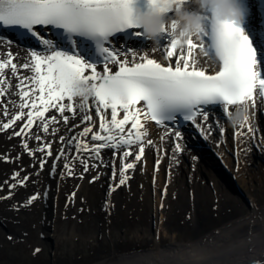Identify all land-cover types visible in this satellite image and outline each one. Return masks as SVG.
Listing matches in <instances>:
<instances>
[{
	"label": "snow or ice",
	"instance_id": "6c2138e0",
	"mask_svg": "<svg viewBox=\"0 0 264 264\" xmlns=\"http://www.w3.org/2000/svg\"><path fill=\"white\" fill-rule=\"evenodd\" d=\"M151 2L148 0V7ZM180 2L188 5L190 0ZM134 3L135 0H0V28L21 30L22 34L30 35L42 46H47L43 52L28 50L29 55L22 63L14 62L17 55L10 50H5L3 58H0V77L10 69L11 75L18 80L21 101L20 113L11 116L0 127L7 130L17 121H24L19 130L13 132L15 136H22L25 129H31L34 120L39 119L43 131L48 132L49 124L56 122L57 116L53 114L46 119L45 113L50 108L55 109L67 124L69 117L65 112L78 115L72 102L79 98V111L85 112L91 100L94 115L99 119L97 131H93V114L84 115L80 121L81 124L88 122L80 136L92 144L90 158L97 160L101 159L102 149L118 150L137 145L139 151L134 160L140 161L145 148L141 142L145 127L142 121H153L156 126L164 127L165 135L173 138V151L180 152L179 141L183 137L175 126L183 121L201 128L209 120V106H221V118L227 116L229 119L232 118L230 107L235 112L243 109L239 128H247V132L236 131L235 136L251 135L255 138L256 129L249 123L248 110L250 106L255 110L257 98L264 101V20L257 31L247 20L239 23L218 21L209 10L203 17L204 28L198 36L186 38L179 47L174 38L173 21L161 32L169 34L170 43L161 47L157 42L166 61L161 63L146 54L137 57L130 48H118L111 39L128 29H142L135 23ZM163 3L166 4L167 0ZM161 12L171 14L168 18L172 19V12L166 8H161ZM53 30H63L68 48H61L45 35ZM134 35L142 36L144 32L138 31ZM80 37H88L95 42L99 59L85 51ZM3 43L10 46L13 42L7 38L0 39V44ZM197 49L207 58V67L198 66L194 57ZM98 66H101L99 70ZM21 70H28L31 75L22 76ZM5 83L6 79H0V84ZM4 94V89L0 88V96ZM4 115H9L6 106ZM219 130L223 134L224 128ZM40 139L36 135V140ZM60 139L64 140L63 137ZM73 139L76 138L67 143L71 144ZM88 143H77L75 149H87ZM146 143L152 145L153 141L149 139ZM23 147L28 149L27 142ZM39 150L43 151L42 148ZM29 154L33 155L31 151ZM46 154L52 155L50 151ZM131 155V151L122 152V158ZM54 159L59 160L60 157ZM80 162L84 165L83 171L88 172L87 161ZM44 165L45 161L41 159V170ZM158 165L159 160L156 161L157 170ZM55 167L53 164V172ZM64 168L68 175L73 174L68 163ZM134 168V162L123 163L118 176L113 171V179L118 182L110 190L115 191L125 185L129 179L126 171ZM17 177L19 173H14L13 180ZM28 179L25 175L18 183L23 185ZM96 179L98 176L90 182ZM9 187L15 188L16 184ZM166 192L167 185L162 196ZM8 195L10 197L11 192ZM71 196L75 197V192ZM38 198V193L32 195L28 204ZM160 207L163 208V203ZM254 264H264V261H255Z\"/></svg>",
	"mask_w": 264,
	"mask_h": 264
},
{
	"label": "rangeland",
	"instance_id": "374dc122",
	"mask_svg": "<svg viewBox=\"0 0 264 264\" xmlns=\"http://www.w3.org/2000/svg\"><path fill=\"white\" fill-rule=\"evenodd\" d=\"M10 46L2 47L0 58L5 50H16L13 44ZM10 75V69H6L0 79ZM0 88L6 87L0 84ZM17 98L4 101V96H0V126L20 113L21 101L18 95ZM5 106L8 116L4 115ZM261 113L258 119L263 120V137L247 142L252 148L251 154L243 153L242 161L232 157L230 162L228 149L222 150L227 157L223 159L224 165L244 179V183L238 181L235 185L221 170L219 160H211L209 165L198 159L196 155L201 153L200 145L204 143L199 136H194V141L185 138L184 145L190 150L183 159L185 168L200 162L203 175H208L207 170L211 169L222 195L214 193L211 187L205 192L198 184H192L189 173H181L183 182L179 183L166 172L164 181L172 186L167 185L166 195L162 196L164 189L153 183L144 164L135 174L126 171L129 189L110 196L108 190L99 188L97 179L90 182L97 172L93 165L99 164L110 173L115 170L109 163L90 158V152L79 153L75 149L63 158L60 137L53 132H39V141L36 136L32 139L15 136L13 132L24 121H17L7 130L0 127V264H127L124 258L130 255L151 251L157 246L164 250L190 245L220 229L233 228L250 216L255 202L264 204V109ZM80 130L77 127L73 133L77 135ZM212 133L217 140L219 135ZM24 142L28 149L23 147ZM49 151L51 156L46 154ZM56 156L60 159H54ZM41 159L45 161L42 170ZM81 160L87 161L88 172L83 171ZM65 163L72 169V175H68ZM14 173H19L16 180H13ZM25 175L28 181L19 184ZM107 176L112 180V174ZM195 179L200 182L203 177ZM13 183L16 187L10 188ZM73 192L75 197L71 196ZM37 193L39 198L28 204L29 198ZM37 248L39 252L35 251Z\"/></svg>",
	"mask_w": 264,
	"mask_h": 264
},
{
	"label": "bare ground",
	"instance_id": "6f19581e",
	"mask_svg": "<svg viewBox=\"0 0 264 264\" xmlns=\"http://www.w3.org/2000/svg\"><path fill=\"white\" fill-rule=\"evenodd\" d=\"M253 12H255V10H253ZM250 24L253 28L256 27L253 21H251ZM61 31L53 30L52 32L46 33L45 35L48 38L52 39L54 44L58 43L61 48H68L69 43L63 38ZM2 36L3 38L11 40L13 42V46H15L16 50L19 51L15 52L16 50L13 51L12 49H10L12 53L17 55V63H22L25 61L26 57H28L29 55L28 50L36 49L43 52L44 49L47 48V46H42L35 40V38L31 37L30 35L22 34L21 30L18 29L0 28V37ZM80 42L84 46L85 51L89 52L90 48L88 47V44L86 42ZM162 43H160V46L166 47L170 42H165L163 44ZM8 46L9 45L7 43L0 44V50L2 49V47L6 49L8 48ZM135 52L137 57L146 54L149 58L156 59L158 62H166L164 59V53L162 52V50H160L159 47L156 50L143 49L142 51ZM194 57L198 61V66H208L205 63L207 58L200 54L198 49L195 50ZM129 59H131V55H129ZM99 67L101 66H98V70ZM21 73L28 76L31 75L28 70H21ZM10 76L5 77L7 83L4 84L6 87L4 89V101H12L17 98V95L19 97L20 89L17 87L18 80L16 77ZM64 102L67 103L66 100ZM72 103L78 115L74 116L72 112L66 111L65 115L69 117V121L67 124H65L63 116L55 109L50 108L49 112L45 113L46 119L50 118L53 114L57 116V121L49 124L48 132H53L54 135H57V138H64L63 141L59 138L61 156L63 158L67 157L68 153L71 152V150L75 149V145L77 143H88L86 138L80 136L83 127L88 123H80L84 115L93 114V119L95 121L93 131H97L99 125V119L94 115V109L92 108L91 100L88 101V109L85 112L79 111V98H75ZM229 109L233 115L235 113L234 108L230 107ZM263 109L264 101L258 100L257 98L255 110H253L251 106L248 110L249 123L252 124L257 132L255 138H252L251 135H249L248 137H245L243 135L239 137L235 136L236 131L247 132V128L240 129L239 124L234 125L231 122V119H228L227 116L221 118L222 107L218 106L215 111L209 113V120L204 126L198 128L196 125L190 123L189 133H181L183 138L179 141L182 148V151L180 152L173 151V138L171 136L165 135L166 129L164 127L156 126L155 122L153 121H142V123L145 124V127L144 129H142L144 135L141 138V142L144 143L145 148L144 154L140 161L134 160L135 155L139 151L137 145H132L130 148L122 147L118 150L102 149L100 152L101 160L102 163L107 162L112 167H114V170L117 174L119 173L120 167L123 162L135 163L134 169L127 170L133 174H135L137 168H142V165L146 164L148 166L146 169L147 173H150L152 175L153 183L156 184V186L160 189H164L165 185L172 186V184H166L164 181L163 175L166 174V172L168 173V176H171L172 179L174 178L176 180L175 182L179 183L183 182V180L180 179V175L189 173L190 178L192 179V184H198L200 188L202 187L205 192L208 191V187H211L213 191H216L214 193H216L217 195H222L223 191L216 185V174L213 173L211 169L207 170L208 175H203L200 162H193L191 165H189L190 167H188L187 169L185 168L183 159L190 151L184 145L185 138H189V141H194V136H199L200 142L203 141L204 143H202L203 145H200L199 150H201V153H198V155H196L198 156V159L201 158V160L206 161V163H209V165L211 163V160H219L221 170H224L225 173L228 174L229 179L233 181L235 185L238 181L244 183V179H241L240 176L236 175L235 171H230L228 167L224 165L223 159H226L227 157L222 154V150H224V148L228 149V161L230 162L232 161V157L237 160L239 159L240 161L243 153L246 156L248 154H251L252 148L248 145L247 142H250V140H257L260 138L262 139L263 137L261 132L263 131V120L262 117L260 118V120L258 119V116L260 114L262 116L261 112ZM108 111L110 112V110ZM253 111L255 112V115H253ZM118 118L120 117L118 116ZM37 125H40V127L37 128ZM73 125H79L78 128H81L80 132L77 135L73 133V129L77 128L73 127ZM209 125H211V127H209ZM220 127L224 128L223 134L220 133ZM212 131L216 132L219 135V138L217 140H214ZM39 132L47 133L43 131L42 121L39 119H35L32 128L25 129L24 135L25 137L32 139L36 135H38ZM33 133H35V135H33ZM73 137H75L76 139H73L71 144L67 143V141H69ZM161 137H163V139H161ZM224 137H226V140ZM149 139L153 141L152 145H148L146 143V141ZM91 147L92 144L88 143L87 149L81 148L78 152H90ZM126 150L131 151L132 155L125 159L122 158V152ZM221 154L223 155L222 157L220 156ZM157 160H159L158 170L156 166ZM96 170V177L98 176V179L96 181L99 185V188L108 190L110 196L117 195L121 190H127V186H129L128 183L117 187L115 191H111L110 189L118 182V180L113 179V171H111L110 173L106 172L105 169L102 168V166L100 167L99 164L96 165ZM140 172L142 173V171ZM111 174L112 180H110V178L107 176ZM200 175L203 177V180L198 182L197 179L196 182L195 178L200 177ZM204 181L205 183H203ZM232 227L233 228L231 229L225 228L220 229L219 231H215L207 238L198 240L190 245L183 244L171 246L164 250L157 246L154 250L136 253L124 258V260L127 264H254L255 261H264V204H258L255 202L254 208L250 212V216L246 217L242 221L237 222Z\"/></svg>",
	"mask_w": 264,
	"mask_h": 264
},
{
	"label": "clouds",
	"instance_id": "9594fccd",
	"mask_svg": "<svg viewBox=\"0 0 264 264\" xmlns=\"http://www.w3.org/2000/svg\"><path fill=\"white\" fill-rule=\"evenodd\" d=\"M191 7L181 3L180 0H152L148 9L142 10L139 7L134 9L135 23L143 29L144 35L153 44H157L162 29L174 21V38L177 46H181L188 37H197L204 28V15L211 10L218 21L243 22L247 18V7L245 0H190ZM166 8L172 12L170 20L166 13L161 12ZM244 112L241 109L232 115L231 122L239 124Z\"/></svg>",
	"mask_w": 264,
	"mask_h": 264
}]
</instances>
